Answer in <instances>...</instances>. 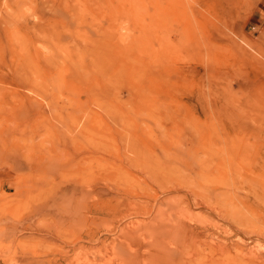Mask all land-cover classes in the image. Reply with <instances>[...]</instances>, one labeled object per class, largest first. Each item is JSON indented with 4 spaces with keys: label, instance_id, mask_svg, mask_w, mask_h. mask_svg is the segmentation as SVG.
I'll return each mask as SVG.
<instances>
[{
    "label": "rangeland",
    "instance_id": "1",
    "mask_svg": "<svg viewBox=\"0 0 264 264\" xmlns=\"http://www.w3.org/2000/svg\"><path fill=\"white\" fill-rule=\"evenodd\" d=\"M0 264H264V0H0Z\"/></svg>",
    "mask_w": 264,
    "mask_h": 264
},
{
    "label": "bare ground",
    "instance_id": "2",
    "mask_svg": "<svg viewBox=\"0 0 264 264\" xmlns=\"http://www.w3.org/2000/svg\"><path fill=\"white\" fill-rule=\"evenodd\" d=\"M207 199V198H206ZM195 200V199H194ZM193 200V201H194ZM192 201V202H193ZM203 202H204V204H206V205H211V202L209 203V202H207L206 200H203ZM201 204V203H200ZM202 205V204H201ZM199 206V205H198ZM212 206V205H211ZM212 210V209H211ZM214 213V212H213ZM212 213V214H213ZM216 213V212H215ZM218 216H219V214H218ZM221 216V215H220ZM222 217V216H221ZM222 219V218H221ZM210 220V219H209ZM218 220V219H217ZM216 222V221H215ZM211 224V223H210ZM216 224V223H215ZM214 224V225H215ZM213 225V224H212ZM207 229H209V228H207ZM208 233H210V232H208ZM193 234V233H192ZM228 240V239H227ZM249 250V249H248ZM157 256H159L157 259H158V261H161V262H165V263H171L172 262V256L170 255L171 253V250L170 249H167V248H158L157 250ZM248 253V252H247ZM259 255V254H258ZM252 257H254V255H252ZM251 257V258H252ZM257 257V256H256Z\"/></svg>",
    "mask_w": 264,
    "mask_h": 264
}]
</instances>
